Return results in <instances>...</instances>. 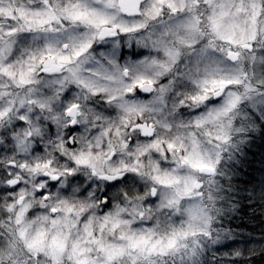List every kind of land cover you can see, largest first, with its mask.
<instances>
[{"label":"rangeland","instance_id":"374dc122","mask_svg":"<svg viewBox=\"0 0 264 264\" xmlns=\"http://www.w3.org/2000/svg\"><path fill=\"white\" fill-rule=\"evenodd\" d=\"M204 1L213 32L209 35L224 42L220 54L211 40L200 43L196 39L194 17L165 16L155 22L164 8L184 11L183 0H147L141 6V17H126L120 0H31L10 4L0 0V118L13 116L15 120L27 122L24 125L30 129L26 130L23 123L17 124L16 141L11 142L17 149L9 151L10 154L7 151L4 158L6 183L14 177L20 179L7 204L13 225H6V251L0 254L4 264L15 256L30 261L29 264L32 261L39 264H70L67 263L70 261L74 264H155L156 258L174 264L176 254L187 248L184 246L187 238L208 244L211 216L197 195L200 189L195 186L199 179L197 170L203 165L215 168L221 160L219 146L228 141L234 113L242 118L248 110L264 112V0ZM142 17L149 22L141 44L144 59H129L123 65L114 43H110L112 50L106 49L111 54L90 50L94 34L102 25L135 31ZM69 21L86 27L81 31L80 25L67 23ZM131 36L136 42V34ZM228 51L236 52L235 61L230 59ZM47 56L66 64L67 70L46 80L36 77ZM126 68L154 82L163 78L166 69L178 68L183 75L174 83L195 85V99L203 93L210 97L219 87L228 86L216 104H209L192 115V130L187 134L193 167L190 203L182 204L178 218L145 220L143 228L139 229L127 227L123 219H110L106 213L94 214L93 201L75 200L74 194L61 190L62 183L49 188L42 177L47 166V170L58 174L62 169L68 174L74 166L106 172L108 140L113 134L118 141L123 133L121 123L127 117L152 114L151 120L160 132L157 137L172 129H166L170 122L164 117L155 120L154 113L163 112L160 106L152 107L155 102L132 103L123 99L120 70ZM164 83L161 79L160 84ZM62 84L72 91L60 98ZM73 104L79 107L77 124L72 130L74 136L67 137V141L59 137L55 140L62 145V152L58 156L43 157L31 151L30 142L35 135L47 132L45 123L52 122L57 134L69 125L67 111ZM184 121L182 118L178 122L183 124ZM239 128L240 125L236 131ZM28 131L34 133L29 139L25 138ZM169 137L174 136L169 133ZM137 154L134 151L128 155L135 161ZM149 163V172L156 178V184L174 183L175 178L163 172L158 161L151 159ZM21 174L26 175L24 180ZM160 197L166 206L176 196L162 187ZM89 211L85 217L83 214L76 217ZM126 227L131 233L126 234ZM178 260L181 264L180 257Z\"/></svg>","mask_w":264,"mask_h":264},{"label":"flooded vegetation","instance_id":"af4514ba","mask_svg":"<svg viewBox=\"0 0 264 264\" xmlns=\"http://www.w3.org/2000/svg\"><path fill=\"white\" fill-rule=\"evenodd\" d=\"M145 1L147 0L142 1L139 4L138 12L133 15L125 14L121 5L123 14L126 17H141V6L143 3H145ZM183 2L185 7L184 11H175L163 7L164 9L159 16L160 19L158 18L159 20L155 22L157 23L162 21L161 19L165 18V16L182 17L183 15H188L190 18L194 17V21L197 24L196 39L199 40L200 43H209L211 40L213 46L216 47V51H218L220 54V50L224 45V42L219 41L218 38L213 34L211 36L209 35L210 32H213L209 27L208 7L206 6L205 1L183 0ZM141 20L142 23H140V26L135 31H120L117 26L102 25L94 34L93 41L91 43L92 47L90 46V50L92 52L104 50L105 52L109 53L108 51L112 50L110 43H114L119 50H117L118 53H116L118 59L122 61L123 65L127 64L129 59L132 61L144 59L145 53L141 44L144 28L149 24V22L145 21L144 17H142ZM71 22L73 21H69L67 23ZM76 23L77 22L75 21L73 22L74 25ZM104 26L114 27L115 30L111 32V35L99 37L100 29ZM84 27L86 26L82 25L80 30L83 31ZM133 34H136V42L134 41V38H131L133 37L131 36ZM106 49H108V51ZM232 53L236 58L235 51H228L227 54L229 55ZM182 54L183 52L181 51L180 55ZM222 54L223 52L221 55ZM53 58L55 59L56 64L61 66L60 69L55 72H45L43 68H40L35 74L36 77L46 80L60 75L67 70L66 64L58 62L55 57ZM235 58L233 59L234 61ZM114 68L117 67H113V69ZM182 72L183 71L178 68L166 69V73L162 74L163 78H158V80L154 82L153 79L151 80L148 77L136 75L135 73L137 72H133L132 74L127 68L121 69L120 80L124 83L119 85H121L120 92L123 99H125L126 102L129 101L132 103H144L146 100L155 102L152 107L157 108V106H160L162 107L160 109L163 110V112L159 111L154 113L155 120L156 118L159 120L160 118L164 117V119H167L170 122L169 125L166 126V129H169L168 127L172 129L163 133L161 137H157V134H160V132L158 133L157 127L151 120L152 114H144L141 115L142 117L135 116L134 118L127 117L125 121H122L121 123V129L123 133H121V137L118 139V141L117 138L114 139L113 134H111L112 137L108 140L107 144L109 146V152L105 160V165L108 167V170H106V172L98 171L95 168L87 166H74L71 168L74 170H69L68 174L65 173L66 170L60 171V174L53 173L49 170H44L42 177L44 180H46V184L51 187V185H57L58 183L60 186V183H62L61 190L67 194H74L75 200L88 199L89 202L93 201L91 209L93 210L94 214L103 212L106 213V215H110V219H123L125 220L127 227L131 225L135 227L134 229H139L141 226L143 228V223L145 220L154 221L155 219H160L162 217L175 219L178 218L182 214V204H189L192 199V192L189 189V184L191 182L190 176L192 174L193 167L190 157L191 145L187 140L188 131L192 130V115L196 112L199 113L200 111H203V109L209 104H216L219 101L218 99L223 96L228 88V86L223 85L225 90L219 97H214V92L217 90L216 89L210 97L207 93H203L199 98L197 97L195 99L193 96V93H196L197 91L195 89V85L186 83L185 86L174 83L176 78L181 75ZM189 76L191 77L189 80L192 81L193 79L191 74ZM161 79L165 82L164 84H160ZM168 81H170V83H167ZM145 84H150L151 88H142V86ZM62 85L63 86L58 93L59 97H64L66 94L72 91L70 89H66V84ZM74 105L77 106L76 104H73L70 105L69 108ZM77 108L79 107L77 106ZM170 108L172 109V112ZM149 116L150 120L148 119ZM77 118L78 117L76 116V121L74 124H72V118L68 117L69 125L65 127V129L61 130L58 134L55 133L56 130L54 129L52 122L45 123L47 132L44 135H35L34 139H32L30 142L31 151L34 152L35 150L36 153H40L42 151L44 153L46 152L48 155H54V153L58 154L60 152L59 147L61 146L62 150L63 147L61 144H56V138L59 137L63 141L65 140V136L73 138L74 135L72 130L77 124ZM182 118H184L186 121H184L183 124L178 122L181 121ZM234 119L235 115L233 116V120ZM21 123H23V126L25 127L24 124L27 122L21 120L18 121L15 119L12 120L11 127L13 128L14 133L11 136L12 138L10 142L16 141L18 128L17 124ZM144 123L152 126L153 131L150 135L148 134V130H142V128L138 126L139 124ZM25 129L30 130L27 127H25ZM28 133L29 134L25 136V138L29 139L34 133L31 131H28ZM169 133L174 137H169ZM10 146L11 151H15L17 149L15 144L11 145L10 143ZM132 151L138 152L137 160L135 161L132 159L133 156L129 157L128 155L133 153ZM151 159L158 161V166L163 169V172L167 174L169 173L172 178H175L174 183L164 182L163 185H158L154 182L156 178L152 177V173L149 172V165L151 164L149 162ZM46 172H49L58 178L53 180L50 175H46ZM198 174L199 179L195 181V186L197 189L200 188L197 195H199L201 197L200 199H202L203 191L201 188H203L205 181H207V178L210 176L200 173ZM101 175L114 176L115 178L110 180L103 179L100 178ZM13 179H17V182L12 185L13 187H16L19 185L20 179L17 177H14ZM162 187L168 188L170 192H173V194L176 196L174 201L167 203L166 206L163 205L162 198L160 197ZM81 214H83V217H85L86 215L90 214V211L79 213L76 215V217H79ZM127 227L124 230L126 234H128V232L131 233L130 228ZM137 260L140 261V257ZM67 263L74 264L73 261ZM47 264H49V262H47Z\"/></svg>","mask_w":264,"mask_h":264},{"label":"trees","instance_id":"16d2710c","mask_svg":"<svg viewBox=\"0 0 264 264\" xmlns=\"http://www.w3.org/2000/svg\"><path fill=\"white\" fill-rule=\"evenodd\" d=\"M6 1L10 4L31 0ZM75 25L81 26L79 22ZM49 28L51 29V26ZM246 65L249 66L248 63ZM234 115L235 119L233 120L232 117V130L228 141L219 146L221 160L216 164L215 174L208 177L201 188L203 191L201 201L209 209L211 216V239L208 244H202L198 240L193 241L192 237L187 238L184 241V246L187 248L182 250L181 254H176L174 264H179V257L181 264H188L189 260V264H264V112L248 110L246 116L242 118H239L236 113ZM13 119H15L13 116L0 118L1 255H4L6 251V225H13L8 217L11 213L7 209V204L12 199V193L18 188V185L16 187L10 185V181L9 184L6 183L7 176L4 168V158L7 155L5 153L11 151L9 146L14 133L11 127ZM239 125L240 130L236 131ZM65 140H68L67 136ZM59 151L54 155L58 156L62 149ZM39 155L44 157L48 154L41 151ZM48 168L49 166L44 170ZM21 178L24 180L26 175L21 174ZM14 199L16 200L15 196ZM6 262L29 264L30 261L20 260L15 256V258L7 259ZM154 262L155 264L168 263L160 258H156ZM39 263L32 261L30 264ZM0 264H4L2 258H0Z\"/></svg>","mask_w":264,"mask_h":264},{"label":"water","instance_id":"95a60500","mask_svg":"<svg viewBox=\"0 0 264 264\" xmlns=\"http://www.w3.org/2000/svg\"><path fill=\"white\" fill-rule=\"evenodd\" d=\"M142 1L144 0H121V5L123 7L124 13L127 15L136 14L138 12L139 4ZM114 30H115L114 27L104 26L100 29L99 37H105L107 35H111V32ZM229 56H230V59L232 60L235 58L233 53L229 54ZM41 67L44 69L45 72H55L59 70L61 66L56 64V61L52 56H48L43 60ZM142 88H151V85L145 84L142 86ZM224 90H225L224 86L217 89L214 92V97H219L223 93ZM77 111H78V108L75 105L71 106L67 111L68 117L72 118V124H74V122L76 121ZM138 126H140L142 130H145V131L148 130L149 135L153 131L151 125H147L144 123V124H139ZM198 173L205 174V175H213L215 173V169L213 167L203 165L198 169ZM46 175H50L53 180H56L58 178L57 176H54L50 174L49 172H46ZM100 178L110 180L115 177L109 176V175H101ZM16 182H17V179H13L12 181H10V185L15 184Z\"/></svg>","mask_w":264,"mask_h":264}]
</instances>
